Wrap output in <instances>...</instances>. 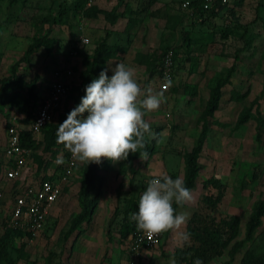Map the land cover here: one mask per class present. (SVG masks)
Masks as SVG:
<instances>
[{
	"label": "rangeland",
	"instance_id": "rangeland-1",
	"mask_svg": "<svg viewBox=\"0 0 264 264\" xmlns=\"http://www.w3.org/2000/svg\"><path fill=\"white\" fill-rule=\"evenodd\" d=\"M55 1L0 0V88L34 37L49 27L41 22L55 9ZM65 4L72 9L70 26L53 27L52 51L40 49L30 64L21 67L18 83L6 85L7 100H12L0 108V181L6 123L29 126L27 116L36 108L35 93L44 96L57 68H72L70 82L81 83L102 41L122 48L107 61V74L116 63H124L136 70L135 78L146 89L164 53L172 49L175 79L156 87L153 93L162 94V103L157 110L145 112L146 122L157 134L153 153L146 160L130 153L127 160L103 162L96 192L99 203L85 221H78L83 212L82 169L87 164L80 162L45 230L30 238L12 239L2 264H178V251L190 242L188 223L199 201L206 194H217L206 184L212 177L226 187L217 214L221 218L239 216L242 224L239 237L225 254L208 264H241L248 252L264 253V217L250 232L255 206L264 199V129L260 138L257 119L259 115L264 118V0H217L209 12L204 11V0H65ZM100 10L113 11L117 20H107L105 13L91 16ZM84 37L90 44L81 46ZM186 38L189 45H185ZM232 66L236 70L223 89L221 107L206 123L203 112L210 90ZM69 97L54 121L71 107ZM205 129L207 139L198 182L191 190L193 200L175 208L187 215L185 224L164 232L158 247L134 255L122 235L129 204L140 199L153 177L168 175L184 181L185 156ZM50 157L51 153L46 154V159ZM38 161L35 155L27 166L25 184L40 178ZM13 190L9 183L3 190L11 200Z\"/></svg>",
	"mask_w": 264,
	"mask_h": 264
},
{
	"label": "trees",
	"instance_id": "trees-1",
	"mask_svg": "<svg viewBox=\"0 0 264 264\" xmlns=\"http://www.w3.org/2000/svg\"><path fill=\"white\" fill-rule=\"evenodd\" d=\"M55 6L56 7L55 9H53V12L48 17H46L43 22H41L43 26L47 24L49 25V27H44L41 31L42 33L34 37L33 42L24 52L23 57H21L14 64L12 75L3 80V85L0 88V108L2 104L5 105L8 104V102H11L12 99L7 100L8 92L6 89V85L10 82L18 83L20 79L19 72L21 67L26 64H30L33 57L40 51V49L45 48L49 53L52 51L53 39L51 37V32L53 30V27L70 26L68 24V19L72 10L71 7L66 6L65 0H56ZM209 10L210 8H206L204 11L209 12ZM98 13H105L106 19L110 20L111 22H115V20H117L113 11L100 10L96 13H92L91 16H97ZM212 14L216 15L214 10L212 11ZM202 16H204V13L202 14ZM185 40H187L185 41V45H189L190 40L188 38H186ZM121 50V47L110 45L107 39L100 43V45L95 50L92 60L88 62L87 71L84 72L81 76V83L71 85V93L69 95L70 97L68 96L72 101L71 107L66 109L64 115L61 114L58 117L60 118L59 121H53L43 131L40 138H38L31 130L28 129L32 120L35 118L37 110L43 100V97H41L38 92L35 93L33 101L35 102L34 106L36 105L37 110L35 108L34 112L31 111L28 114L27 118L30 120L29 126L26 127V130H24V132L22 133L21 138L22 146L34 149L36 154L33 155V158L36 155V157L39 159V169L42 172L49 170L51 165L54 163L57 167L56 170L59 173L62 171L66 163V157L69 151H67L62 144L57 143L56 132L58 129V125L61 124L67 118V115L70 113V111L80 103L81 98L85 95L86 86L89 85L94 79H97L101 71H105L107 61L115 54L119 53ZM166 53H164V55ZM158 68L159 66L156 67L155 71H157ZM235 70V67L232 66L227 76L225 78L219 79L217 85L210 90L209 99L203 112V120L206 123L207 121L214 118L215 113L220 109L221 101L224 96L223 89L226 85L230 84L231 77L234 74ZM242 97L243 96H238L239 99H241ZM257 119L260 126L259 137L261 138V131L264 129V118L259 115ZM8 124L9 123L7 122L6 129L8 128ZM156 138H151L150 141L146 137V151L148 152V157L154 151V145H156L157 142ZM206 139L207 132L205 129L200 134L196 146L185 156L187 173L184 180V185L190 190H193L198 182L200 174V158L204 150ZM39 150L42 152L40 153ZM48 153H51V157L49 159H46V154ZM1 154L5 159V148H1ZM135 157L141 159L139 153H135ZM58 161L62 162L58 163ZM105 161L106 160H103L100 164H86L82 169L80 200L83 212L78 221H85L89 217L91 211L99 203V199L96 194V192L98 191L97 182L100 165ZM7 183H9V185H11L12 183L11 186H13V188L19 186V182L7 181ZM7 183L0 187V191L4 192L3 190ZM147 184L143 188V192L146 190ZM206 184L212 186L217 191V194H206L199 201L198 209L188 223V236L190 238V242L186 244L183 249H180L178 251V264H194L197 259H199L202 264H208L215 258L222 257L225 254L226 250H228L230 245L240 235L242 221L239 216L231 215L221 218L217 214L219 206L222 203L226 193L225 185H223L220 179L215 177L210 178L206 182ZM138 202L139 200L131 201L127 208L126 219L122 225V235L125 237V241L129 249L131 245L130 237L138 231L136 222L130 221L129 213L138 212ZM173 206L174 208H176L178 205L173 204ZM263 217L264 199H261L256 204L254 213L252 215V224L250 226L251 233H253V231L260 226ZM0 228L2 231L0 235V264H2L9 254V245L12 239H23L26 237L30 238L33 237V234L21 232L15 229H5L1 224ZM241 264H264V253H255L252 251L248 252L244 255Z\"/></svg>",
	"mask_w": 264,
	"mask_h": 264
},
{
	"label": "clouds",
	"instance_id": "clouds-1",
	"mask_svg": "<svg viewBox=\"0 0 264 264\" xmlns=\"http://www.w3.org/2000/svg\"><path fill=\"white\" fill-rule=\"evenodd\" d=\"M112 73L109 77L106 70L101 71L86 86L80 103L56 132L57 143L87 165L103 160L115 164L127 160L130 153H139L146 160V135L152 139L157 135L144 116L160 107L162 94H154L150 86L143 89L135 78L136 70L124 63H116ZM192 200L191 190L181 178L153 177L139 199L138 212L129 213L130 221L149 238L179 229L187 215L177 213L173 204L183 206ZM194 264L202 262L197 259Z\"/></svg>",
	"mask_w": 264,
	"mask_h": 264
},
{
	"label": "built area",
	"instance_id": "built-area-1",
	"mask_svg": "<svg viewBox=\"0 0 264 264\" xmlns=\"http://www.w3.org/2000/svg\"><path fill=\"white\" fill-rule=\"evenodd\" d=\"M205 8L214 5L217 0H205ZM227 3V0H223ZM187 2L185 6H189ZM84 41L86 43H84ZM90 44L89 38L81 39V46ZM175 52L169 50L163 57L158 68V75L151 81V87L160 86L163 82L175 79ZM112 74L109 75V77ZM74 70L70 67L57 68L51 82L44 90L43 100L32 120L29 130L38 138L54 121L61 110L64 101L71 93V78ZM165 86V85H163ZM26 127L15 121H10L7 128L5 146L4 177L9 182H22L14 187L13 200L6 199L5 193L0 191V224L5 229H15L25 233L37 235L45 230L52 215L54 205L64 194V188L77 173L80 162L75 160L69 152L66 163L57 177L41 175L33 183L25 184L26 169L34 155V149L22 146L21 135ZM163 233L149 238L143 231H137L130 237V249L134 255H140L146 249H153L161 244Z\"/></svg>",
	"mask_w": 264,
	"mask_h": 264
},
{
	"label": "crops",
	"instance_id": "crops-1",
	"mask_svg": "<svg viewBox=\"0 0 264 264\" xmlns=\"http://www.w3.org/2000/svg\"><path fill=\"white\" fill-rule=\"evenodd\" d=\"M135 44H137V42L135 43ZM135 46V45H134ZM133 48V47H132ZM156 70V69H155ZM111 74H113V73H111ZM108 75H110V74H108ZM157 75H158V70L157 71H155L154 72V75H153V78H152V81H154L155 79H156V77H157ZM151 83V82H150ZM149 83V84H150ZM148 87H149V85H148ZM156 87H158V84H156V86H154V87H151L152 88V90L153 91H155L157 88ZM64 102H66V100L64 101ZM64 105V104H63ZM7 138V137H6ZM4 148H5V146H4ZM52 166H54L55 167V169L52 167ZM51 167H52V169H50L49 171L47 170V171H44V172H42V174L41 175H49V176H52V177H57L58 175H59V172L56 170V164L54 163V164H52L51 165ZM50 167V168H51ZM27 176V175H26ZM7 182V180L5 179V177H3L2 178V180L0 181V187L1 186H3L5 183ZM33 182V181H32ZM9 186H11V185H9ZM67 187H68V184L65 186V188H64V194L62 195V197L60 198V200L54 205V207H53V210H52V213L54 214V211H55V209H56V207H57V205H58V203L61 201V199L64 197V195H65V192H66V190H67ZM8 191V190H7ZM12 191V190H11ZM6 193V192H5ZM5 196H6V194H5ZM6 199L7 200H9L10 198H8L7 196H6Z\"/></svg>",
	"mask_w": 264,
	"mask_h": 264
}]
</instances>
